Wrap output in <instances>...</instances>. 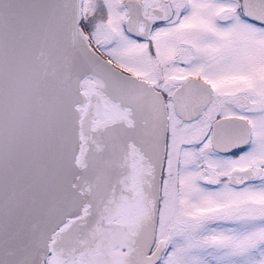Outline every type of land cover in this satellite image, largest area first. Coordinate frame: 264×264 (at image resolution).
Wrapping results in <instances>:
<instances>
[{"label":"snow or ice","instance_id":"obj_1","mask_svg":"<svg viewBox=\"0 0 264 264\" xmlns=\"http://www.w3.org/2000/svg\"><path fill=\"white\" fill-rule=\"evenodd\" d=\"M0 264H264V0H0Z\"/></svg>","mask_w":264,"mask_h":264}]
</instances>
